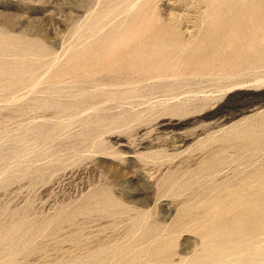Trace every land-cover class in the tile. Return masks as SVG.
<instances>
[{
  "label": "rangeland",
  "instance_id": "obj_1",
  "mask_svg": "<svg viewBox=\"0 0 264 264\" xmlns=\"http://www.w3.org/2000/svg\"><path fill=\"white\" fill-rule=\"evenodd\" d=\"M0 264H264V0H0Z\"/></svg>",
  "mask_w": 264,
  "mask_h": 264
}]
</instances>
